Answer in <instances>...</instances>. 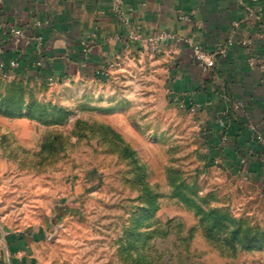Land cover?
<instances>
[{"label": "rangeland", "instance_id": "rangeland-1", "mask_svg": "<svg viewBox=\"0 0 264 264\" xmlns=\"http://www.w3.org/2000/svg\"><path fill=\"white\" fill-rule=\"evenodd\" d=\"M158 56L0 76V264H264V198L203 159Z\"/></svg>", "mask_w": 264, "mask_h": 264}, {"label": "crops", "instance_id": "crops-1", "mask_svg": "<svg viewBox=\"0 0 264 264\" xmlns=\"http://www.w3.org/2000/svg\"><path fill=\"white\" fill-rule=\"evenodd\" d=\"M124 2L127 23L114 16L111 0H0V71L17 60V75L29 83L89 82L148 53L130 34H170L158 59L168 66L171 99L193 113L203 159L264 198V0ZM11 26L27 36L41 34L43 54L11 36ZM188 39L209 52L230 41L233 47L205 72L193 61ZM225 114L226 130L219 124Z\"/></svg>", "mask_w": 264, "mask_h": 264}, {"label": "built area", "instance_id": "built-area-1", "mask_svg": "<svg viewBox=\"0 0 264 264\" xmlns=\"http://www.w3.org/2000/svg\"><path fill=\"white\" fill-rule=\"evenodd\" d=\"M124 4H125L124 0H111V9L116 18H118L120 21L124 23H127L128 20L126 19L125 16ZM35 26L40 27L41 24L38 23L35 24ZM9 32L11 36L25 40L26 45H32L34 47L35 52L39 56L43 54L44 41L41 34H35L32 37L27 36L25 31L21 28H18L17 26H11L9 28ZM93 37L96 38L97 35H94ZM169 38H174V36L163 33L158 38L143 39L141 36L135 33L129 35L130 40L140 43L144 47V49H146L148 53L152 55H159L161 51L160 50L161 42L166 41ZM186 43L190 49L193 61L198 67H200L205 72L213 71L216 67L217 57L227 56L231 48L233 47V42L230 41L226 45L219 47L218 50H216L215 52H209L204 48H202L201 46L197 45L193 39H188ZM246 45L249 47L248 51H250L252 45L251 42H246ZM249 61H250V65L254 67L253 59H250ZM41 65H42V61L40 59L39 61L36 62V66H41ZM19 69H20V63L17 60H11L7 65L2 66L0 75L2 76V78L10 81L16 78H22L20 75H17V71ZM105 73L106 72H104V74ZM45 84L49 86H54L55 84L58 83L52 78H50ZM239 107H242V104L236 105V108ZM227 122H228V115L225 114L219 122L222 129L226 130Z\"/></svg>", "mask_w": 264, "mask_h": 264}, {"label": "trees", "instance_id": "trees-1", "mask_svg": "<svg viewBox=\"0 0 264 264\" xmlns=\"http://www.w3.org/2000/svg\"><path fill=\"white\" fill-rule=\"evenodd\" d=\"M1 76V75H0ZM18 82V81H20V82H26V83H29V82H27L26 80H24V79H22V78H16V79H14V80H12V82ZM43 84H45V83H43Z\"/></svg>", "mask_w": 264, "mask_h": 264}]
</instances>
